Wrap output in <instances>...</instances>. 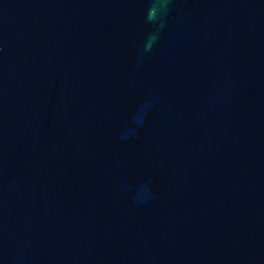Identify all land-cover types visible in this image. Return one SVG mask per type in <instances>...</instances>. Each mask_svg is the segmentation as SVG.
Here are the masks:
<instances>
[{"label": "water", "instance_id": "obj_1", "mask_svg": "<svg viewBox=\"0 0 264 264\" xmlns=\"http://www.w3.org/2000/svg\"><path fill=\"white\" fill-rule=\"evenodd\" d=\"M0 264H264V0H0Z\"/></svg>", "mask_w": 264, "mask_h": 264}, {"label": "clouds", "instance_id": "obj_2", "mask_svg": "<svg viewBox=\"0 0 264 264\" xmlns=\"http://www.w3.org/2000/svg\"><path fill=\"white\" fill-rule=\"evenodd\" d=\"M151 16H152V13H151V12H149V17L151 18Z\"/></svg>", "mask_w": 264, "mask_h": 264}]
</instances>
